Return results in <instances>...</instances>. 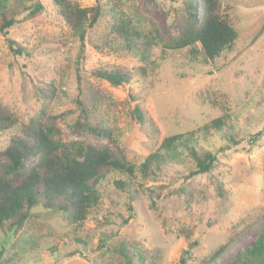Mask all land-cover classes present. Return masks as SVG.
<instances>
[{
    "label": "rangeland",
    "instance_id": "obj_1",
    "mask_svg": "<svg viewBox=\"0 0 264 264\" xmlns=\"http://www.w3.org/2000/svg\"><path fill=\"white\" fill-rule=\"evenodd\" d=\"M40 1L42 13L24 12L8 36L0 35V101L28 119L41 112L38 89L55 82L59 97L52 112L62 116L65 140L106 142L72 127L81 75L112 98L101 119L114 131L121 159L140 165L162 136L199 129L198 149L212 151L218 164L211 174L189 177L194 164L184 153V163L167 164L146 182L140 176L130 182L105 168L97 185L102 203L82 226L36 206L18 237L8 239L0 231V264H203L222 245L228 248L213 264L234 262L264 230V0H222L238 39L216 60L192 61L187 50L157 47L146 62L127 50L97 51L105 18L90 30L82 61L81 43L57 18L52 0ZM74 1L81 7L97 2ZM121 2L135 22L147 28L154 23L164 35L175 33L172 24L182 3ZM7 38L31 56H14ZM100 67L129 79V91L148 119L143 129L129 116V92L96 77ZM219 115H228L233 129L205 133L201 127ZM230 134L238 137L237 144ZM12 137L16 131L0 133V151ZM211 179L223 182L225 199L217 196Z\"/></svg>",
    "mask_w": 264,
    "mask_h": 264
},
{
    "label": "trees",
    "instance_id": "obj_2",
    "mask_svg": "<svg viewBox=\"0 0 264 264\" xmlns=\"http://www.w3.org/2000/svg\"><path fill=\"white\" fill-rule=\"evenodd\" d=\"M172 1L182 6L172 24L175 33L168 35L161 33L154 23L147 28L142 21L135 22L123 9L121 0H97L92 7H81L74 0H52V3L57 18L67 26L70 35L80 41L82 61L88 34L102 18L107 20L95 44L99 52L127 50L146 62L157 47L165 52L187 50L192 61L198 58L214 61L224 52L232 51L238 31L223 13L222 0ZM26 11L28 16H34L44 11V5L40 0L32 3L31 0H0V35L8 36L19 22L18 17ZM6 42L14 56H31L28 49L15 40L7 38ZM105 68L96 69L94 75L129 92V116L136 127L143 129L148 119L129 91V79L121 71L110 72ZM58 90L55 82L39 88L41 112L28 119L21 118L0 101V133H17V137H12L8 146L0 151V231L8 239L21 234L36 206L62 215L71 226H82L102 203L97 185L104 177L105 168L126 175L130 182L139 176L146 182L157 178L167 164L184 163V153L194 164L189 177L211 174L218 164L212 151L198 149V134L202 132L199 129L162 136L156 149L140 165L121 159L114 148L115 133L101 119V110L106 105L112 106V98L81 75L75 100L79 114L72 127L79 132L95 133L106 142L65 140L59 123L62 116L52 112V105L59 97ZM201 129L210 133L233 127L228 115H219ZM229 139L232 144L238 143V137L233 134ZM30 159L34 162L24 168ZM211 182L217 196L225 199L227 191L223 182L217 179ZM116 185L124 188L121 182ZM227 248L228 245H222L203 264H213ZM231 264H264V230Z\"/></svg>",
    "mask_w": 264,
    "mask_h": 264
}]
</instances>
